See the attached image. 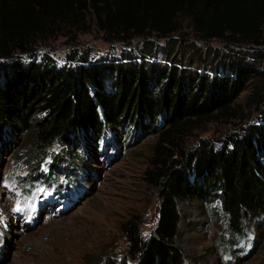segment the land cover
Here are the masks:
<instances>
[{"label":"trees","instance_id":"obj_1","mask_svg":"<svg viewBox=\"0 0 264 264\" xmlns=\"http://www.w3.org/2000/svg\"><path fill=\"white\" fill-rule=\"evenodd\" d=\"M87 14L113 39L144 38L139 61L73 65V52L61 68L44 56L0 71V140L7 127L22 129L30 145L26 159L35 168L55 142L61 148L52 154V168L66 170L73 167L66 164L71 152L81 156L78 162H87L79 147L71 150L85 136L116 126L157 133L144 172L159 201L155 225L144 236L140 218L130 215L120 224L126 253L101 254L85 264H187L190 256L174 238L180 221L177 200L189 197L205 204L219 199L228 216V236L241 235L245 219L264 215V120L221 144L202 137L185 148L180 140L199 124L232 114L234 101L253 82L262 84L253 102L263 94L264 0H0V59L33 51L37 38ZM181 17L202 41L244 46L246 55L221 54L224 59L208 67L212 75L194 70L193 64L171 66L167 59L179 47L173 36L181 29ZM151 36L165 40L164 63L147 61L159 48ZM185 44L194 50V43ZM71 177L64 180L71 183Z\"/></svg>","mask_w":264,"mask_h":264},{"label":"rangeland","instance_id":"obj_2","mask_svg":"<svg viewBox=\"0 0 264 264\" xmlns=\"http://www.w3.org/2000/svg\"><path fill=\"white\" fill-rule=\"evenodd\" d=\"M179 23L181 29L173 36L179 47L173 48L167 59L171 66L185 69L193 64L194 70L200 67L201 73L212 75L208 67L222 61L221 54L235 50L246 55L248 48L244 46L202 41L185 17ZM47 35L37 38L33 51H16L13 59H0V71L18 61L25 63L33 58L39 62L44 56L53 58L61 68L69 64L68 55L73 52V65H102L112 59L139 61L145 44L144 38L138 36L127 40L109 37L96 29L90 14L85 20L59 24ZM150 40L159 48L152 50L147 61H167L165 40L156 36ZM186 42L195 44L192 52ZM104 71L105 75L110 73ZM261 87L259 81L247 86L234 101L232 114L194 127L180 140L182 146L187 148L202 137L221 144L256 120H264V92L253 102L255 91ZM3 137L0 264H85V260L101 254L121 257L126 253L121 222L130 215L138 216L144 236L155 225L159 201L144 172L149 167L157 133L116 126L105 134L85 136L87 139L71 150L79 147L87 162H78L81 156L71 152L66 164L73 167L66 170L52 168V154L61 148L58 142L47 148V154L35 168V163L26 159L30 145L22 129L7 127ZM70 172L71 183L65 192L59 190V181L64 182ZM34 174L38 176L34 178ZM177 207L180 221L174 240L190 256L187 264H264V215L245 219L243 233L232 238L227 234L228 216L219 199L205 204L189 197L177 200Z\"/></svg>","mask_w":264,"mask_h":264}]
</instances>
